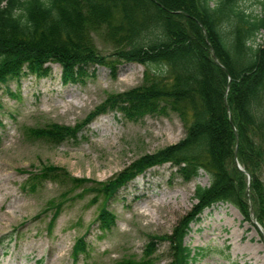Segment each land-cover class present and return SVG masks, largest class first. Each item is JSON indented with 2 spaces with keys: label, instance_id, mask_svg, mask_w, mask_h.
<instances>
[{
  "label": "trees",
  "instance_id": "obj_1",
  "mask_svg": "<svg viewBox=\"0 0 264 264\" xmlns=\"http://www.w3.org/2000/svg\"><path fill=\"white\" fill-rule=\"evenodd\" d=\"M242 1L218 0L212 6L211 0H0V85L28 74L47 77L50 64L62 67L64 85L77 83L90 67H106L114 76L123 63L145 67L141 85L109 96L82 123H52L31 129L29 137L60 146L77 140L110 111L136 122L171 110L187 124L177 144L144 155L108 182L83 191L107 204L138 176L165 164L177 168L186 182L201 172L211 178L209 186L196 187L197 203L173 235L150 237L141 259L116 264H155L156 247L163 241L170 244L171 264H193L203 251L186 245L185 238L191 224L219 203L238 208L246 221H252L253 207L264 231V44L254 50L246 43L264 29V3L263 15L257 16L248 14ZM96 35L112 47V59L98 50ZM236 154L251 176L250 185ZM31 179L66 185L71 192L89 182L56 166L44 167ZM62 205L49 204L54 209L50 226ZM97 221L110 230L116 215L104 205ZM86 248L83 235L74 259Z\"/></svg>",
  "mask_w": 264,
  "mask_h": 264
},
{
  "label": "rangeland",
  "instance_id": "obj_2",
  "mask_svg": "<svg viewBox=\"0 0 264 264\" xmlns=\"http://www.w3.org/2000/svg\"><path fill=\"white\" fill-rule=\"evenodd\" d=\"M217 1L211 0V5ZM262 3L243 0L241 7L262 16ZM95 42L112 59V47L97 35ZM49 67L47 77L28 74L0 85V264H116L141 259L150 237L174 234L197 203L196 187L209 186L210 176L201 172L186 182L171 164L157 166L107 204L83 188L106 183L142 156L177 144L187 124L171 110L136 122L110 111L92 121L77 140L60 146L29 137L31 129L52 123H82L109 96L141 85L145 73L139 63L121 64L115 76L106 67H90L77 83L64 85L62 67ZM46 166L64 168L72 178L89 182L72 192L52 181L34 184L31 175ZM260 175L264 181V168ZM52 201L63 205L50 226ZM104 205L116 215L110 230H102L97 221ZM253 220L252 216L246 221L227 203L206 209L185 238L186 245L203 251L193 264H264V231ZM83 235L87 250L75 260L73 249ZM156 248L155 264H171L168 241Z\"/></svg>",
  "mask_w": 264,
  "mask_h": 264
},
{
  "label": "clouds",
  "instance_id": "obj_3",
  "mask_svg": "<svg viewBox=\"0 0 264 264\" xmlns=\"http://www.w3.org/2000/svg\"><path fill=\"white\" fill-rule=\"evenodd\" d=\"M19 11L20 10H16L13 12L14 19L19 14ZM246 43L249 47L253 48L254 50L259 49L261 44L264 43V29H260L258 32H256L253 37L249 39Z\"/></svg>",
  "mask_w": 264,
  "mask_h": 264
},
{
  "label": "water",
  "instance_id": "obj_4",
  "mask_svg": "<svg viewBox=\"0 0 264 264\" xmlns=\"http://www.w3.org/2000/svg\"><path fill=\"white\" fill-rule=\"evenodd\" d=\"M229 86H230V84H229ZM225 103H226V105H227V108H229V106H228V104H227V100H225ZM235 157H236V164H237V167L240 169V171H242V172H244V173H247V172L241 167L240 163L238 162V160H237V154H236ZM247 175H248V180H249V184H250V182H251V176H250L248 173H247ZM247 194H248V196H249V187H248V189H247ZM251 214H252L253 219H254L253 222L256 224L257 227L260 228L259 224L256 222V220H255V218H254L255 211H254L253 207L251 208Z\"/></svg>",
  "mask_w": 264,
  "mask_h": 264
},
{
  "label": "bare ground",
  "instance_id": "obj_5",
  "mask_svg": "<svg viewBox=\"0 0 264 264\" xmlns=\"http://www.w3.org/2000/svg\"><path fill=\"white\" fill-rule=\"evenodd\" d=\"M128 168H129V167H128ZM142 175H143V174H142ZM140 176H141V175H140ZM134 177H135V176H134ZM138 177H139V176H138ZM138 177H137V178H138ZM185 181H186V180H185ZM126 186H127V185H126ZM207 213H209V210H208V212H205V214H207Z\"/></svg>",
  "mask_w": 264,
  "mask_h": 264
}]
</instances>
